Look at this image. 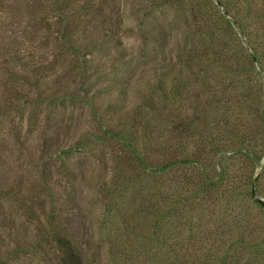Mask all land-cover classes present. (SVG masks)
I'll list each match as a JSON object with an SVG mask.
<instances>
[{"label":"rangeland","instance_id":"rangeland-1","mask_svg":"<svg viewBox=\"0 0 264 264\" xmlns=\"http://www.w3.org/2000/svg\"><path fill=\"white\" fill-rule=\"evenodd\" d=\"M68 1L0 0V264H60L58 239L79 249V264H219L241 233L264 251V158L253 160L264 156V73L251 61L253 46L264 53V0H224L248 17L242 31L217 0H81L61 11ZM66 12L87 31L79 53L57 40ZM213 27L242 105L190 82L182 49L209 45ZM179 72L191 85L175 98ZM145 127L158 146L144 144ZM108 129L136 132L150 168L179 166L147 176ZM223 170L229 198L200 193L173 209L181 187L190 196ZM255 250L229 248L228 263L264 264Z\"/></svg>","mask_w":264,"mask_h":264},{"label":"trees","instance_id":"trees-1","mask_svg":"<svg viewBox=\"0 0 264 264\" xmlns=\"http://www.w3.org/2000/svg\"><path fill=\"white\" fill-rule=\"evenodd\" d=\"M81 0H69L68 3L66 4H62L59 5V9L61 11L64 10V6L67 7V9H71L72 7H76L77 2H79ZM245 0H242V2H244ZM217 2L220 4L221 7H223L227 13L228 16L230 17L231 20L234 21V23L237 25V27L242 31L245 30L246 28L244 26H246L245 24H247L244 20L248 19V17H246L243 21L242 19L239 18V15H237L235 6L229 2V1H224V0H217ZM56 3V2H55ZM58 3V2H57ZM59 4V3H58ZM83 13V12H82ZM256 16H258L259 18L261 17L260 13H255ZM87 9L84 8V13L83 16H87ZM63 22H70V26H65L60 32H59V37L57 38V40H61L62 42H64L66 45L69 46V48H71L72 50H74L75 53H79L80 52V46L78 42L79 38L77 35L80 36H86L87 31L82 29L80 32L78 29V26L75 27V25H77V19L74 16H69V14L66 12L63 15ZM82 16V17H83ZM228 23H231L230 21ZM249 26V25H248ZM75 27V28H74ZM207 35H210V43L209 45H205V47H201V48H196V49H189L187 51V49H182L183 50V55L184 58H186V63H184L185 65H187L188 70H189V74H190V82H194V83H199L203 88V90L207 91L208 94L211 95L212 100L216 99L220 97V94L224 95H233L235 97V104L236 105H242L244 103H246L247 97L244 98L245 96L241 95V93L239 92L240 90V82H241V78L238 75V71H234L235 69H226V65L225 67L222 65H219V62L216 61V57L219 58L220 55L224 54V50L225 47H223V45H219L217 44V31L216 29L213 27L210 30H208ZM81 33V34H79ZM221 49V50H220ZM264 50V49H263ZM203 51V52H202ZM205 55V57H207L206 59V65H203V54ZM209 55L211 56V60H209ZM221 60V59H220ZM211 61V63L209 64V62ZM252 64H259V66L262 69V72L264 73V53H259L258 50L254 49V46L252 47ZM255 68V67H254ZM228 75V76H227ZM168 78V77H167ZM181 78V73L179 72L178 76L174 75L173 76V91L175 98L176 97H181V94L184 93L185 90L189 89V82L185 81V82H181L180 79ZM166 82L163 80H158L155 84L156 88L159 91H163L164 90V86H166ZM217 88L219 90H217ZM57 91H54L56 94L59 92V90H61L60 88L56 89ZM61 96H64V93H60ZM88 96V94H87ZM95 96H92L91 99H94ZM61 98H66L67 97H61ZM89 97H87L88 99ZM211 100V101H212ZM88 101V100H87ZM219 102V101H217ZM152 104V105H151ZM153 105L154 102L152 101V103H148L147 106L151 107V109L153 110ZM227 105V110H229L230 107H233V103L232 101H227L226 102ZM264 119V118H263ZM133 127L131 128V130ZM144 134H143V138H145L146 143H144L145 145L149 144V145H153L154 143L158 146V144L154 141L153 135L150 131V129H147V127H145L144 129ZM233 131V130H232ZM108 133L103 132L104 136L108 135V139H116L118 142H120L124 147H126L130 154H133V159H135L136 163L139 166V169L146 172L147 176H161L162 174H165L168 171H174L175 168H177V166H179V162L174 158L169 160L168 162L161 164L158 166V168H150L148 165H146V159L145 157L142 155V152L138 149L139 145L142 142H139L140 140L137 138V134L134 131H130V132H120V133H112L113 135H109L111 133V131L108 129L107 131ZM242 138H246V137H242ZM240 142V141H239ZM245 141L242 140L240 143H244ZM248 142V141H247ZM245 145V143L243 144V146ZM264 145V142H263ZM215 147H213L214 149ZM245 148V147H244ZM242 148V149H244ZM212 149V151H213ZM249 149V148H248ZM215 151H217L215 149ZM264 158V156H260V157H253L254 163L255 165H259L260 162L262 161V159ZM188 161V160H187ZM187 161H185V159L180 160L181 163L185 164L188 166L192 165L193 163H188ZM198 166V164H196ZM153 172V173H152ZM199 172L201 173L202 170L199 169ZM225 171H220L217 173V175L213 178V179H208V177L206 178V176L202 175V180L199 184L195 185L196 190L190 194V196H187L183 190V187H181V190H179L177 192V194L175 195V199L177 201L174 200L175 204L173 203V209H175V211L178 208V201L181 197H184L185 202H188V204H190L191 202H194L200 193H204L205 196H209L210 199H212L213 197H218V194L221 193L222 195H227V197L229 198L231 196V188L227 185L225 187ZM203 174V173H202ZM188 183V182H187ZM182 186H186V184H182ZM186 195V196H185ZM250 196H254V193H250ZM256 204L259 207H263V202H261L260 200H256ZM171 205V206H172ZM172 209V210H173ZM236 223V222H235ZM236 225H238L236 223ZM235 225V226H236ZM232 230V229H231ZM54 239L58 238V235H52ZM56 242V240H55ZM229 244H227L228 246L225 248V252H223L222 257L219 260V264H232L228 263L229 260H231L232 255H230V251L233 249H243L246 250L247 248H254L256 249L254 252V258L259 259L262 258L264 256V251L262 249V244L261 242L255 244V245H249L245 239H244V234L241 233L239 235V238L237 240L236 243H233V240H228ZM58 244V248L59 251H61V257H60V264H79L80 262V254L79 253V249L76 248L74 245H71L68 241H62L61 239H58L57 243ZM238 245V246H236ZM230 248V251H229ZM239 251V250H238ZM235 264V263H234Z\"/></svg>","mask_w":264,"mask_h":264}]
</instances>
